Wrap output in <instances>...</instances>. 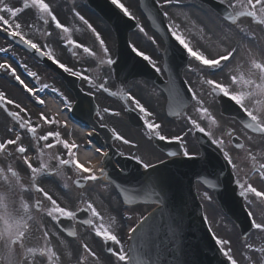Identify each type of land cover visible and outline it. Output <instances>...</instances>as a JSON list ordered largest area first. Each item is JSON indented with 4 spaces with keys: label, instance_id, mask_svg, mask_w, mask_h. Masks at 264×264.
Returning a JSON list of instances; mask_svg holds the SVG:
<instances>
[{
    "label": "rangeland",
    "instance_id": "374dc122",
    "mask_svg": "<svg viewBox=\"0 0 264 264\" xmlns=\"http://www.w3.org/2000/svg\"><path fill=\"white\" fill-rule=\"evenodd\" d=\"M34 2V10H39V6L37 4L36 0H22V2ZM69 4L72 7V13L73 17H75L79 22L83 23L76 15V12H79L81 16H83L91 25L93 28L96 29V31L101 35V38L105 40L106 46H113L115 45V37L108 27V25L101 20L98 16L93 15L82 6L81 2L79 0H67ZM187 1V0H182ZM39 3L47 7V4L49 6L53 5V0H39ZM47 3V4H46ZM121 3H124L126 7H128L130 13L134 17H138L140 20V23L143 22L141 16L137 12V0H121ZM228 3L235 4V13L238 17L237 24L233 26L232 32H226V35H222L219 38L211 36L206 31H202V27L205 23L208 22V18L211 17L212 20H214L217 24H223L224 22L220 20L215 14L208 13V10L205 11L204 9L201 10V8H198L199 10L196 11L193 8H186L181 11H174L177 14H180V18L178 20V24L180 25V31L181 34L185 36V38L189 41L190 45L193 47L199 49V50H206L209 51L211 54H209L210 58H215L217 54L220 52L221 55L227 53L230 48L237 47L238 48V57L237 60L233 63V65L230 66V68L226 71V75L233 73L240 69L241 67L247 68L245 71H247V75L244 76V78H240L234 81H238V89L242 93V95L246 98L247 102L250 105L251 110L253 113H255L256 116H263L264 117V3H262V0H255L253 3V0H228ZM1 6L6 10V12L10 13L9 16H12V13L15 12L20 8L19 2H14L11 0H0ZM46 12V11H43ZM75 12V13H74ZM59 15L62 13H58ZM48 17L44 16V19L42 21L37 22H30L27 21V18L34 19L33 15H29L27 17H23L22 21L25 26V31L28 35H30L33 39L36 41L43 43L44 45L48 46V48L54 53L59 55L63 60H65L68 64L73 65L77 69L86 68V72L90 74L89 66L86 64V62L81 57H74L75 55L70 56L67 54L59 45L58 40L56 39L55 34H58L53 26L51 25V22L48 21L46 24L44 23L45 19L48 20L50 18V13L48 12ZM175 17V16H174ZM62 18V17H61ZM57 19V17H56ZM64 19V18H63ZM75 22V21H74ZM241 26H244L248 28L249 33L254 36V41H250L247 37L242 35L241 33L237 32V28H241ZM73 28L76 30L77 33L73 34V42L76 45H82L85 47H88L90 49V52H98L100 58L103 57V52L100 49L99 43L95 39V34L88 29L87 25L83 23V26L81 27L79 25L73 26ZM140 34L135 33L133 37H137L139 39L140 48L144 51H148L153 54L154 59L157 61L158 58L155 55V52L153 51V48L151 46L146 45L140 37ZM143 40H145L144 37H142ZM146 41V40H145ZM108 47V46H107ZM206 47V48H205ZM0 48H6L9 49L7 52H0V63H7L10 65V68H13L15 71L20 72L21 68H35L36 69V77L30 78V80L38 85L41 80H48L47 73L43 67H41L38 62L34 58H30L28 54L21 53L16 49H13L12 44H10L8 41H6L3 37L0 36ZM83 48V47H82ZM87 50V49H86ZM222 52V53H221ZM112 56V54H111ZM101 66V69L108 67L106 65ZM10 68H7V70H11ZM193 68V67H192ZM242 70L237 71V74L239 75L242 73ZM1 74L4 75V77H0V141L2 140H8V136L10 133L17 134V146L15 147H6L2 146L0 144V198L3 197V192H5L9 187L8 184L5 182V174L11 172L10 162H15L18 158L17 154H13L12 150H17L18 148L26 149L28 146H35L37 143L47 140L48 134L43 135L45 131L46 133H52L53 128H55L52 125H47V128L42 132V134H38L36 136V139L31 136L30 131H35L32 129V127H36L37 125L41 123L40 121V115L46 116L47 113L44 111L40 112L35 108V106H29L27 103L22 102L19 100L22 98L19 94V89L16 87L15 84H13L12 79L9 77L8 73L5 70L1 71ZM53 76L50 78V81L52 80ZM12 82V83H10ZM259 87L258 93H255V87ZM259 99H263V101L259 102ZM11 101V103H9ZM204 101V100H203ZM25 104L26 107L24 110H20V107H17V105L21 106V104ZM3 104L6 105L7 109L12 111L14 118L12 120L8 119L9 113L5 111L3 108ZM162 105V97H157L155 102L153 103L151 110L153 111L154 115L157 116L158 112L161 110ZM195 105L199 108L200 105ZM205 107V104H203ZM8 115V116H7ZM12 115V114H11ZM191 116L193 119H197L198 122L201 123L203 127L208 129L213 133L214 136H218V133L216 130H221L223 133H225V130L228 126L229 129H239V127H235V123L231 122L230 120H217L215 123H212V120L209 119H201L200 113L197 111L195 113H192L191 111L187 113L185 118L180 119L176 123L167 122L165 120V126L169 130V137L170 136H176L182 129H188L191 127L190 121L188 117ZM11 117V116H10ZM213 118V117H212ZM21 120L25 125H27L29 131L27 129H21L19 126V122L16 120ZM54 120V118H53ZM32 126V127H31ZM58 132H63V129H57ZM38 132H35V135ZM66 136V135H65ZM223 137H226L225 134L222 135ZM132 139L137 140L141 139V137H136L132 134ZM191 141V139H190ZM189 141V146H190ZM244 141L246 143V150L247 156H241L240 160L238 162V165L241 166V170H239V174L237 175L238 179L243 181L245 174L247 173L248 168H253L254 164H249L245 167L244 170V164L247 159L251 158V156H254V160H256L260 167H262L263 164V157H264V139L261 137H255L252 135H249L245 133ZM192 144V143H191ZM188 147V146H187ZM38 153H42L41 149L37 150ZM228 151H233L232 148H228ZM191 152V151H190ZM197 152V148L195 147L194 151L191 153ZM235 160L237 161V155L234 156ZM39 154L33 155L30 157V160H34V162H37L39 160ZM256 167V166H255ZM259 168V167H257ZM262 170V168H259ZM12 180V178H11ZM10 180V182H11ZM28 179H26V182L24 181V185L28 187ZM254 186L258 189L264 190V183L261 182V178H257L254 180ZM108 186L104 187L103 185H100L98 182L91 183L88 187L89 191L91 192L93 190L101 192L102 196H95L96 202L99 205V208L101 211H98L95 208L94 212V218L95 220H98L97 216L102 213V220H107L106 215L109 214L114 216L112 222L116 224L118 227H120L121 231L125 230L127 226L122 227L124 224V221L122 219V222L117 219L118 213L114 212L113 208H117L119 206V199L117 194H113L112 190L110 188H107ZM46 192H51L52 190H55L54 187L50 185L45 186ZM74 190V189H73ZM200 196L201 194H204V190L200 189L199 191ZM26 195L30 193L29 190L26 191ZM56 199L62 204L63 209L65 212H71L75 206L78 204V201L75 202L73 199L74 197H68L67 200H65L63 195L57 194ZM203 199V198H202ZM102 206V207H100ZM107 206V207H106ZM110 206V207H109ZM206 206H208V217L210 219V223L213 227V230L219 236L220 239L228 240L230 243L227 245H224L225 251L229 253V257L232 258V261L234 264H243V254L244 252L251 253L252 260L249 262H246L245 264H258V259L263 258L264 259V221L262 219H257L258 223V230L257 233L252 236L251 242H243L242 238L239 234V230L235 226L233 222H231L229 219L223 217L221 213L219 212L218 206L215 205L214 201L206 200ZM113 207V208H112ZM152 206L149 205H143L140 207H137L136 209H131V211L128 213L129 216H132V219L130 221L126 222L127 225H133L136 222V218L139 216L145 215ZM112 213H104L103 211L109 210ZM112 219V218H111ZM115 219V221H114ZM260 245L262 250L260 249ZM107 264V261H106Z\"/></svg>",
    "mask_w": 264,
    "mask_h": 264
},
{
    "label": "snow or ice",
    "instance_id": "6c2138e0",
    "mask_svg": "<svg viewBox=\"0 0 264 264\" xmlns=\"http://www.w3.org/2000/svg\"><path fill=\"white\" fill-rule=\"evenodd\" d=\"M110 2L117 9H119L125 16L134 19V17L130 13L128 7H126L124 3H121V0H110ZM254 2H255V0H253V3ZM154 3H155V8L157 11L165 9V8L169 9L167 11H161L160 12V14L168 21L167 31L170 33V36L172 38H174V41L178 42V44L180 46H182V49L186 51L188 57L194 58L195 61L199 62V66H200L199 72L200 73H204L205 69H207L208 75L215 76L219 72L223 71L224 68L227 66V64L230 63L235 58L238 50H233L228 55L217 54V56L215 58H206V53L203 50H193V47L190 46L189 41L185 38V36L183 34H181L180 25L175 23V21L173 19L175 16V13L173 11H171V9L174 7H176V8L180 7L181 0H154ZM217 3L224 6L225 12H227L229 9H232V12H230L227 17H224L223 13H220L221 19L224 20V23L222 25L217 24L214 20L211 19V17H209L208 22L203 25L202 31H206L211 36L219 38L222 35H226V32H232L233 26L236 25V23H237V19H236V13L234 11L235 4L228 3V0H217ZM262 3H264V0H262ZM27 7L28 6H24V8H27ZM23 10L24 9L22 8V11ZM39 12L45 17H48L49 16L48 12H50L51 13V15H50L51 19L53 21H56V16L53 15V13L51 12L49 4H47V12H41L40 10H39ZM17 14L15 16H13V18L17 17ZM75 15L81 21H83V23L85 25H87L88 29H90L95 34V39L99 43L100 49L102 50L103 57H104V58L96 57L99 61V64L102 66L106 65L109 69H116L118 64H119V60L112 58V56L110 54V49L105 44V40L101 38V35L96 31V29L93 28L92 25L83 16H81L79 14V12H76ZM44 22L47 23V20L45 19ZM0 23H2L3 25H9L10 21L7 24H5L3 20H0ZM55 26L57 29L62 28L63 32H65V33L69 32V29L67 27L62 26L58 21H56ZM138 29L149 40H151L153 44H156V41L152 37L148 36V34L145 32L143 27H139V25H138ZM4 31L8 33L9 37L13 41H16L18 38L19 43L22 46H24L27 49L33 50L34 53L36 55H38L39 57H41V58L47 57L48 60H54L53 53L51 50L46 51V52H42L40 47H38V45L36 43H34L33 41L31 42V44L34 46H30L29 44L25 43L26 38L21 39L19 34H11L10 35L8 27H5ZM11 31L14 32L15 30H11ZM236 31L239 33L248 35L247 33H245L240 28H237ZM72 44H73V41L68 40L67 46L70 47ZM77 47H83V51L85 53H90V49L88 47H85L82 45H77ZM86 49H87V51H85ZM8 50L9 49H6V48H0V52H7ZM131 51L133 53H135L136 56L142 57L143 60L148 61L149 64L152 66L153 69H155V71L157 73H160L162 71V69L157 66L156 61H154L149 55H146L144 52L139 51L136 46H131ZM92 55H95V54L92 53ZM197 56H202V57L206 58L210 63L209 64H201L199 59H197ZM222 62H224V63H222ZM9 67H10V65H8L7 63H0V69H7ZM59 67L62 68L64 70V72L69 73L71 76H74V77H77L79 79H83V80L87 81L89 86H90L89 92L87 93V95H92L91 89H93V88H95L97 92L102 91L104 93H109V88L106 86L107 85V79H105L104 83L97 84L92 79H90L89 76H87V75L81 76L80 72H77V71L73 70L72 68L66 67L62 63L59 65ZM163 71H166V70L163 69ZM189 71H196V69L189 67ZM27 74L31 77H36V75H37L35 72H31V71H29ZM12 75L15 76V78L17 80H20V77L16 75L14 69L12 71ZM200 82H201V84H206L207 79L202 78ZM21 83H23V81H21ZM185 83H187V82H185ZM214 83L219 84L220 82L215 81ZM166 86L169 88L170 93L174 92L176 94V96L180 95V88L175 81L169 79V81L166 82ZM208 86H209V93L211 95L215 96L217 98V100H223L224 98H227L229 100V102H234L233 106L237 108V111L242 113L243 120L250 121V122L246 123V125H245L246 128L251 129L253 132H258V133L264 134V132H261L259 130L257 124L251 119L252 114L249 113L248 110L240 102H237L232 97L231 94H226L224 92H221L218 88H213L211 85H208ZM44 90H45L44 88L39 89V91H44ZM29 91H32V89L29 88ZM188 91L191 93V100H194L197 105H200V107L197 109V111L200 113L201 119H209V120H212V123H215L214 119L211 117V115L209 113V109L207 107L203 106L204 101L200 98V96L196 93V91L193 90L191 87H188ZM52 92L57 93V90L55 88H53ZM111 95L115 96L116 93L113 92V93H111ZM57 96H58V102L60 104H63L65 111H67L69 109L75 110L76 108L82 106V103H83L82 100L77 101V104L73 105L62 94L57 93ZM123 98L125 100L126 106L129 104L134 105V106L128 107L127 108L128 111H132V112L138 111V113L140 114V118L143 120V125L147 130V135H148L149 139H153V140H157V141H165L166 139H168L166 137V135L162 134V131H161L162 125L159 123H154V122L150 121L149 118L153 115V113H151L145 107V105L141 102V99L136 98L135 96H133L131 94H127ZM9 103H11V101H9ZM39 103L44 104L45 101L39 100ZM55 106L56 105L54 103L53 107H55ZM17 107H19V105H17ZM109 111L110 110L108 108L104 109L105 113H109ZM57 112H58V114L62 115V113H59V109H57ZM180 114L181 113H178V112L177 113H170V115H180ZM9 115L12 116L11 113H9ZM96 115L101 120H103V117L100 116L99 111L96 112ZM115 115L118 116L119 113H115ZM41 118L44 119L43 116ZM188 119L190 121L191 127L188 129L187 132L184 133V136L181 137V136L177 135V136L172 138L175 141H179L178 148L180 149V151H167L166 156L170 157L171 159H168V160L160 159L159 165L153 164L151 162H147L139 155L129 154V155L125 156V153L122 151H119V150H117L116 154L119 156L125 157L126 159L134 160L137 165H139L141 168H143L145 170L144 173H146V174H148L150 170L152 172H155L158 170V168L161 165H164L165 167H167L169 163H171V164L178 163L176 158L179 156L187 157L189 159H197L198 158V157H195L189 153V151L187 150L186 144H185V140H186L187 136L190 135L193 131H195V132H198L200 134H203L209 140L210 144L217 148V150L221 153L225 163L228 164L230 166V168L232 169V173H236L238 175L239 169H237L236 165L233 163V160L230 157L229 152L227 150H225V144H224L223 140L215 138L213 133L209 130H206V128L203 127L201 125V123L197 121V119H193L191 116H189ZM16 120L19 122V126L21 129H27V131H29L27 125H25L21 120H18V119H16ZM65 126H67V123H65ZM100 126L101 127H107V125H105L103 123ZM32 129L35 131H30L29 133H31L33 138L36 139L35 132H37V128L32 127ZM110 131H111L112 137L115 140L122 141V143L124 145H132V142L129 139L124 138V136L122 134H119L115 129H110ZM45 135H47V134H45ZM89 135H91V133H89ZM50 137L51 136H48V139L46 141H48ZM132 146L135 147V145H132ZM80 147L81 146L76 143L75 147L72 149V151L77 152V151H79ZM64 149L67 150V153H68V148L65 147ZM93 150L95 153L99 154L100 156H103V161H102L101 166L99 168V175L92 176V174L89 173L88 176H91L90 180L89 179L77 180L76 183L80 187H83L84 184L88 181L95 182V181L100 180V179H103L105 181H111V177L109 176L107 168L103 166V164L106 163L110 159L109 152L107 150H102L99 147H95L94 145H91V142H90L89 148H86L83 153L84 154H91V151H93ZM25 151H27V149H25ZM67 166H71V165H67ZM120 171L123 174V172L125 170L120 169ZM232 173H228L227 175L231 176ZM260 176H261V182L264 183V173L261 172ZM156 182H157V178L155 176L146 175L145 179L143 181V184L145 186L152 188ZM233 182L235 183L236 189L238 190L236 194L238 195L239 199L243 202L241 206L244 208L246 215L249 217V219L251 221V226L254 228L255 227V219L253 217L251 207H250L253 202L251 199H249V195L255 196L256 198L264 199V191L259 190L257 187L253 186L251 183H249L247 181L241 183V181L239 179H235ZM115 187L117 189H120L121 191H123L120 184L117 183L115 185ZM202 198L206 199V200L212 199V197L207 192H205L203 194ZM124 200L126 203L131 202L130 199L127 197V195L124 196ZM157 200H155L154 202L157 203ZM245 206H247V207H245ZM81 211L85 212V213L90 212V210L87 207L82 208ZM153 215H154V213H152L151 215L149 214L148 216H143L139 220V223H137L136 227L135 228L130 227L129 231L132 233L139 232L141 230V228H144L145 225L148 224L149 220L151 219V216H153ZM75 217H77V213H75ZM61 218L67 219L66 217H61ZM127 219H132V216H128ZM87 220H89V219L85 218V219H83V222L87 221ZM114 221H115V219H114ZM55 222L57 224H59L60 219L55 221ZM115 236H116V242H118L120 244L121 242L118 239L117 235H115ZM104 242L107 243V242H114V241L109 240V241H104ZM216 243H217V245L221 246L220 247L221 253L225 257H227L230 261H232L229 258V253L227 251H224V248H223L224 245H227L230 242L228 240L218 238L216 240ZM122 250L124 251L123 246L121 245L119 254L118 255L116 254L119 261H125V259H126V257L122 256ZM108 251L111 255H113V250L111 248H109ZM138 264H139V262H138Z\"/></svg>",
    "mask_w": 264,
    "mask_h": 264
},
{
    "label": "bare ground",
    "instance_id": "6f19581e",
    "mask_svg": "<svg viewBox=\"0 0 264 264\" xmlns=\"http://www.w3.org/2000/svg\"><path fill=\"white\" fill-rule=\"evenodd\" d=\"M235 60V59H234ZM234 60H233V62H234ZM232 62V63H233ZM231 63V64H232ZM230 64V65H231ZM229 65V66H230ZM54 101H53V99H48L47 100V104H46V109L45 110H47V112L48 113H52V114H57V116H60L63 120H64V118H66V123L70 126V127H72V129H73V132H74V134H75V136H77L78 138H84V135L86 134V133H88V131H86V130H81V129H79L78 128V126L77 125H75V124H73V123H71V122H69L68 121V119H67V114H65V115H60V114H58V112H57V109H59V113H60V109H61V106H57L56 104V106L55 107H53V105H54ZM64 117V118H63ZM84 152V150H80L79 151V155H77V158H78V160H79V164L85 169V171L86 172H93V171H96V172H99V168H100V164H99V157H97L94 153H93V151H91V154H84L83 153Z\"/></svg>",
    "mask_w": 264,
    "mask_h": 264
},
{
    "label": "flooded vegetation",
    "instance_id": "af4514ba",
    "mask_svg": "<svg viewBox=\"0 0 264 264\" xmlns=\"http://www.w3.org/2000/svg\"><path fill=\"white\" fill-rule=\"evenodd\" d=\"M12 208H13V212H14L13 218L15 221V227L18 228L20 225L25 223L26 216H25L24 210L22 209L20 204H15L12 206ZM63 246H66V245H63ZM46 257H47V252L41 251L39 256L36 259V264H47L46 263ZM110 262H111V264H121V261H119L117 257L110 260Z\"/></svg>",
    "mask_w": 264,
    "mask_h": 264
},
{
    "label": "water",
    "instance_id": "95a60500",
    "mask_svg": "<svg viewBox=\"0 0 264 264\" xmlns=\"http://www.w3.org/2000/svg\"><path fill=\"white\" fill-rule=\"evenodd\" d=\"M160 186L156 187V186H153V189H154V197H158V190H159ZM157 194V195H156Z\"/></svg>",
    "mask_w": 264,
    "mask_h": 264
}]
</instances>
